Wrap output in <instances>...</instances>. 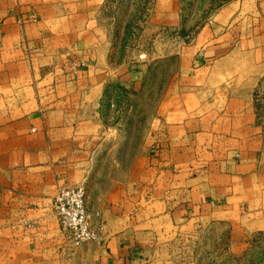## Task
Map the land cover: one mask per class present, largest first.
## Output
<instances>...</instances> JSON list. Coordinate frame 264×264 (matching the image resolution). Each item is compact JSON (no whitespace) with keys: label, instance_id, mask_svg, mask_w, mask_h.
Wrapping results in <instances>:
<instances>
[{"label":"crops","instance_id":"obj_1","mask_svg":"<svg viewBox=\"0 0 264 264\" xmlns=\"http://www.w3.org/2000/svg\"><path fill=\"white\" fill-rule=\"evenodd\" d=\"M103 3L0 0V264H200L225 229L247 245L264 233V127L220 66L234 49L198 48L185 91L160 104L164 134L117 157L106 94L135 89L142 66L114 61ZM78 186L97 239L75 248L53 202Z\"/></svg>","mask_w":264,"mask_h":264},{"label":"rangeland","instance_id":"obj_2","mask_svg":"<svg viewBox=\"0 0 264 264\" xmlns=\"http://www.w3.org/2000/svg\"><path fill=\"white\" fill-rule=\"evenodd\" d=\"M100 20L114 61L126 69L142 66L135 89L115 85L106 94L101 116L107 123L122 125L126 138L115 156L132 161L143 148V138L149 148L155 133L164 134L160 104L171 92L185 91L183 81L191 72L188 61L209 44L234 49L220 66L249 96L264 127V7L252 0H104ZM244 46L247 52H241ZM157 119L160 130L155 131ZM222 236L219 244L211 238L201 245L200 264H264V233L241 246L231 242L229 229Z\"/></svg>","mask_w":264,"mask_h":264},{"label":"built area","instance_id":"obj_3","mask_svg":"<svg viewBox=\"0 0 264 264\" xmlns=\"http://www.w3.org/2000/svg\"><path fill=\"white\" fill-rule=\"evenodd\" d=\"M85 196L86 192L82 186L62 188L53 202V210L60 228L75 248L97 239L92 216L85 205Z\"/></svg>","mask_w":264,"mask_h":264}]
</instances>
